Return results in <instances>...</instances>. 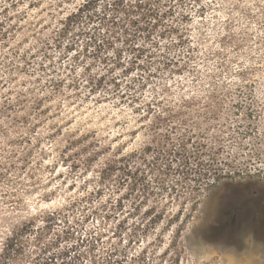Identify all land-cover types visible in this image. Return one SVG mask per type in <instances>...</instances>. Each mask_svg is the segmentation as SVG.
Masks as SVG:
<instances>
[{
  "label": "rangeland",
  "instance_id": "rangeland-1",
  "mask_svg": "<svg viewBox=\"0 0 264 264\" xmlns=\"http://www.w3.org/2000/svg\"><path fill=\"white\" fill-rule=\"evenodd\" d=\"M54 1L18 7L28 15L10 45L31 55L27 67L9 55L20 67L9 76L0 61V242L38 217L15 264H264V0L198 1L188 22L197 73L156 76L143 93L150 119L88 91L106 63L121 74L112 58L128 61V37L143 43L132 2L101 26L110 45L85 51L79 38L67 52L40 44L62 15ZM181 140L193 152L176 154ZM116 151L118 168L101 173ZM72 202L61 222L41 220ZM88 232L100 235L93 249L79 240Z\"/></svg>",
  "mask_w": 264,
  "mask_h": 264
},
{
  "label": "trees",
  "instance_id": "trees-1",
  "mask_svg": "<svg viewBox=\"0 0 264 264\" xmlns=\"http://www.w3.org/2000/svg\"><path fill=\"white\" fill-rule=\"evenodd\" d=\"M69 1L74 0H55L54 4H50L56 10V14L62 15L57 17V26L53 31V35L41 40L40 44L45 49L50 48L54 44L55 47L70 52L74 51L78 39L83 38L85 39V51L91 45L95 46L94 51H97L102 45L105 47L108 43V38L101 32V26L107 23L112 26L116 25L118 23L117 14L126 8L125 2L127 0H75L73 7L64 9L65 4ZM130 1L132 2V11L134 13L140 12L141 15L140 20L131 18L130 26L133 29H138L144 35L143 43L136 42L137 32L128 37L129 39L125 43L128 61L125 62L122 58L121 51L114 53L112 58L113 62L117 63L114 66L115 69L123 68L121 69V74H118V76L112 75L111 72L114 69L106 63L104 73L100 75L95 83L91 84L88 91L97 94L101 99H111L120 105L130 107L135 112H141L140 118L142 119H150L152 112L151 103L143 98V93L151 85L156 76H159L163 71H167L171 76L181 75L185 71L197 73L195 63H193V59L197 53L194 47L189 44L188 22L192 20L194 14H199L203 7L197 4L199 0ZM1 2L0 61H3V64H5L9 76H13L20 67L18 63H12L11 61L7 63V56L12 55L19 61V64L20 62H24L23 65H26L25 67H27L31 58V55L29 57L27 52L20 53L19 47H11L10 45L16 40L18 33L22 31L21 21L28 15L27 11L21 10L18 7L25 4L27 8H35L42 3V0H1ZM158 4L161 5V9L156 8ZM188 5L189 7H187ZM168 19H170L169 22ZM159 24L163 28L160 30L159 35L153 37L152 26L154 25L155 27ZM107 45L110 44L108 43ZM5 47H8L9 51H5ZM45 51L43 52V56L48 58ZM105 59H107V55ZM38 65L44 67V63H39ZM109 73L110 75H108ZM105 76L110 77L108 84L104 81ZM58 82H61V80ZM3 84H5V81H2ZM71 86L76 88L72 83ZM156 119L160 123L165 120V117L162 118L157 115ZM149 130L151 129L149 128ZM178 144L179 149L176 151V154L193 152V150L191 151L184 147L187 144L184 140H181ZM118 153L117 151L111 153L106 158L104 162L105 168H103L101 173L118 168L120 161ZM205 175L206 173L200 178H207H204ZM200 178L193 179V182L197 183L196 181H199ZM219 178L222 177H217L216 180ZM186 179L184 177V179L176 180L174 185L182 181L192 180V178ZM149 188L150 184L148 182L143 183L144 192H149ZM74 203L72 202L63 206L59 211L43 213L41 220L46 222V224L50 221L61 222L69 210L73 211ZM93 210V213H97L100 211V207H95ZM159 218H161V215L158 216ZM37 219L38 217L36 216H30L29 219L19 224L11 225V229H9L8 233H5L3 240L0 242V264H15V259L23 245L27 242L25 236L35 229L34 223ZM78 220L79 218H74L73 216L71 221H66L73 234L77 232ZM152 223H154V219L147 221L144 224L145 230H148ZM86 235L87 237L84 238L79 237V240L82 243H86L89 249H93L97 243V237H100V235L94 232H88ZM70 248H75V245H72Z\"/></svg>",
  "mask_w": 264,
  "mask_h": 264
},
{
  "label": "flooded vegetation",
  "instance_id": "flooded-vegetation-1",
  "mask_svg": "<svg viewBox=\"0 0 264 264\" xmlns=\"http://www.w3.org/2000/svg\"><path fill=\"white\" fill-rule=\"evenodd\" d=\"M263 212H264V207H263ZM262 212V213H263ZM263 218H264V215H263ZM262 217L259 219V220H261V223H260V225H264V219H263Z\"/></svg>",
  "mask_w": 264,
  "mask_h": 264
}]
</instances>
